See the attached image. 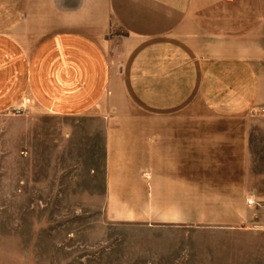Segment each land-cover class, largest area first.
<instances>
[{
    "label": "crops",
    "instance_id": "0c3cea01",
    "mask_svg": "<svg viewBox=\"0 0 264 264\" xmlns=\"http://www.w3.org/2000/svg\"><path fill=\"white\" fill-rule=\"evenodd\" d=\"M24 102L99 113L108 221L238 230L263 199L264 0H0V115Z\"/></svg>",
    "mask_w": 264,
    "mask_h": 264
},
{
    "label": "rangeland",
    "instance_id": "374dc122",
    "mask_svg": "<svg viewBox=\"0 0 264 264\" xmlns=\"http://www.w3.org/2000/svg\"><path fill=\"white\" fill-rule=\"evenodd\" d=\"M100 119L53 117L27 102L0 115V264H264V187L233 232L108 221Z\"/></svg>",
    "mask_w": 264,
    "mask_h": 264
},
{
    "label": "built area",
    "instance_id": "2783aa9c",
    "mask_svg": "<svg viewBox=\"0 0 264 264\" xmlns=\"http://www.w3.org/2000/svg\"><path fill=\"white\" fill-rule=\"evenodd\" d=\"M259 113H260V114H264V109H261V110L259 111ZM247 204H248V205H254L255 202H254L253 200L250 199V200L247 201Z\"/></svg>",
    "mask_w": 264,
    "mask_h": 264
}]
</instances>
